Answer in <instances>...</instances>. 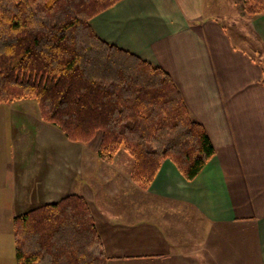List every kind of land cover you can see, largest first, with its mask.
Segmentation results:
<instances>
[{"label": "crops", "instance_id": "1", "mask_svg": "<svg viewBox=\"0 0 264 264\" xmlns=\"http://www.w3.org/2000/svg\"><path fill=\"white\" fill-rule=\"evenodd\" d=\"M218 5L121 0L91 20L103 39L167 70L204 124L215 155L193 180L164 159L142 189L126 151L89 160L86 144L40 122L27 99L26 112H0L12 126L30 115L46 135L30 145V133L16 139L20 130L0 124V264H16V215L73 192L85 196L109 264H264V61L255 57L264 54V14L246 23L261 41L251 54L225 23L238 17Z\"/></svg>", "mask_w": 264, "mask_h": 264}, {"label": "trees", "instance_id": "2", "mask_svg": "<svg viewBox=\"0 0 264 264\" xmlns=\"http://www.w3.org/2000/svg\"><path fill=\"white\" fill-rule=\"evenodd\" d=\"M121 0H0V103L36 100L73 142L100 135L97 154L133 159L147 189L164 159L193 180L215 155L171 74L99 36L91 20ZM248 15L264 0H240ZM16 264H109L84 195L69 193L14 217Z\"/></svg>", "mask_w": 264, "mask_h": 264}, {"label": "rangeland", "instance_id": "3", "mask_svg": "<svg viewBox=\"0 0 264 264\" xmlns=\"http://www.w3.org/2000/svg\"><path fill=\"white\" fill-rule=\"evenodd\" d=\"M210 1L211 0H207V4ZM215 1L219 3L218 8L220 9V11L225 12V13H229L230 15L238 17V19H232L231 21H227L225 23L228 24L229 30H231L233 32V34H232L233 39L235 42H237V44H239L238 46L239 47L246 46L247 49H245V50H247L248 52H251V54H254L253 53V50H255L254 48L258 47L259 45L261 46V41L259 39V36L253 31V29L249 26V24H246L248 22L247 21L248 17H250V16L246 15L242 11L240 0H215ZM229 24H231V25H229ZM261 49L262 48H259V50H261ZM255 57H257L258 59L260 58L264 61V54H261V55L255 54ZM25 101L26 100L17 101L14 103H0V112L8 113L7 109L10 107L18 109L17 111L23 110L24 112H26L23 108L25 105ZM27 101H33L34 103L37 104L36 100H34V99H27ZM13 111H14V109H13ZM17 111H15V112H17ZM23 111H22V113H23ZM29 113L34 114L32 111H30ZM35 115H36V113H35ZM26 116H27V114H25V116L20 114V116H18V118L16 120H14V122H13L14 126H12V122L10 121V119L8 117H5V119H2V120L0 119V124H4L5 128H7V129L13 127L14 133L16 130H20L21 132L16 135V137H15L16 139H22L23 140L22 135L24 136V139H25V136L28 137L26 133H30V135H29L30 136V143L29 144L31 145V144L36 143V141L38 142V141L44 139L46 137V135L41 134V126H40V124L35 123L36 121L34 118H31L30 115L27 117ZM36 117L41 122V120H42L41 115L37 114ZM43 122L47 123L45 121H43ZM34 125H35V127H34ZM51 125H53V124H51ZM53 127L57 128V126H55V125H53ZM99 140H100V135H97L95 137V139H93L92 141H90L88 143H81V142H76V143H81V144L87 145L88 159L92 160L93 158L91 155L95 156V151L97 152ZM122 151H124V150H122ZM124 157H123V155H119V157H118V161L122 164L127 163V161ZM127 157H130V156H127ZM130 159H132V158L130 157ZM108 171H110V170H108ZM130 175H131V172H130Z\"/></svg>", "mask_w": 264, "mask_h": 264}]
</instances>
